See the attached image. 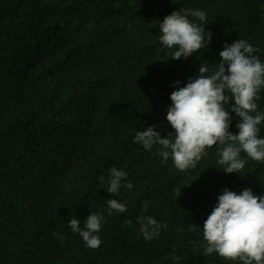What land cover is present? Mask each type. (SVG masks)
<instances>
[{
    "label": "trees",
    "instance_id": "trees-1",
    "mask_svg": "<svg viewBox=\"0 0 264 264\" xmlns=\"http://www.w3.org/2000/svg\"><path fill=\"white\" fill-rule=\"evenodd\" d=\"M180 9L204 11L212 38L176 60L159 25ZM238 39L264 63V0H0V264H241L203 255V224L224 189L264 196V162L242 152L241 173H226L217 144L180 171L159 146L134 142L153 125L174 135L170 94ZM234 103L225 108L238 134ZM113 165L127 173L115 195L99 180ZM107 199L127 212L109 214ZM91 212L103 216L95 249L68 224L85 227ZM142 212L167 225L152 240Z\"/></svg>",
    "mask_w": 264,
    "mask_h": 264
},
{
    "label": "clouds",
    "instance_id": "clouds-1",
    "mask_svg": "<svg viewBox=\"0 0 264 264\" xmlns=\"http://www.w3.org/2000/svg\"><path fill=\"white\" fill-rule=\"evenodd\" d=\"M189 16L201 22L194 23ZM206 13L202 10L180 9L173 11L160 22V43L168 49H175L173 59L187 58L205 48L211 42V32H205ZM258 49L243 39L231 45L227 43L219 53L221 62L209 67L201 64L195 78H190L170 94L172 105L167 110V121L175 130L163 137L156 126L137 131L134 142L143 145L145 150L159 146V155L166 162L170 157L180 171L194 169L206 150L217 144L220 165L226 173H241L245 161L241 153L258 162H264V138H260L258 125L264 121V114L258 111L256 100L264 88V63L253 55ZM176 84H179L177 81ZM229 93L231 95H229ZM234 98L231 111L241 118L237 124L239 132L230 131L231 112L225 105ZM255 113V115H253ZM127 173L115 165L108 169V175L99 180L106 184L107 191L115 195L121 188ZM133 188L131 182L125 185ZM180 195V194H179ZM109 214L112 210L127 212L125 204L117 199H107ZM148 205H143L144 212ZM141 233L146 240L159 235L160 224L152 216L142 212L137 218ZM103 216L90 213L85 227H80L79 218L68 221L74 233H78L89 248H98L102 240ZM190 228L193 225H189ZM59 239L63 236L55 234ZM203 238L207 242L203 255L208 257L218 253L221 257L240 261L241 264H264V196L255 195L251 188L241 193L224 189L218 203L203 224Z\"/></svg>",
    "mask_w": 264,
    "mask_h": 264
}]
</instances>
